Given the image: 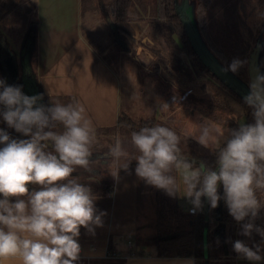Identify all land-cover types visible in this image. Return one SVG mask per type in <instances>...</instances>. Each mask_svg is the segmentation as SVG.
Segmentation results:
<instances>
[{"label":"clouds","instance_id":"9594fccd","mask_svg":"<svg viewBox=\"0 0 264 264\" xmlns=\"http://www.w3.org/2000/svg\"><path fill=\"white\" fill-rule=\"evenodd\" d=\"M247 64L234 59L223 71L237 73ZM40 100L42 96H28L21 86L0 80V117L26 137L12 138L0 129V262L76 264L81 228L92 233L103 226L105 215L96 207L91 177L85 183L74 175L77 169L92 172L96 129L79 102L45 106ZM244 103L252 109L253 123H241L226 133L207 119L198 126L194 138L206 148L216 147L223 138L215 168L190 163L181 153L177 133L160 124L132 132L131 143L138 155L129 157L119 138L107 155L126 170L135 159L137 177L169 196L180 194L173 172H181L182 196L192 204V214L202 211V198L211 209L223 200L241 224L240 235L251 238L255 232L264 243V228L255 224L264 208L257 196L258 190L264 192V73L258 71L250 81ZM232 247L253 264L264 260L261 244L250 247L236 240ZM181 264H195V260L187 258Z\"/></svg>","mask_w":264,"mask_h":264},{"label":"trees","instance_id":"16d2710c","mask_svg":"<svg viewBox=\"0 0 264 264\" xmlns=\"http://www.w3.org/2000/svg\"><path fill=\"white\" fill-rule=\"evenodd\" d=\"M183 0H157L156 14L154 17L145 18L140 9L136 8L134 0H112L108 3L100 0L102 14L111 21L112 34L115 42L124 51H129V45L123 36V33L134 35L131 22L135 20H144L146 23L158 32L166 41L169 47L176 48L184 53L187 59L178 58L174 63L175 70L192 79L195 77H206L210 82L212 89L211 96H198L190 91L182 90L177 86H173L162 74L161 65L158 60H154L148 66H144L148 72L153 74L159 81L163 83L169 82L173 88L181 93V98H186L194 106L198 107L205 115L210 116L217 122L226 124L230 128H238L240 123L232 120L230 115H236L238 118L245 116L244 123H253L254 118L252 109L244 103V97L247 94L240 92L218 74L201 58L195 49L189 33L185 27V23L180 12V4ZM195 4V17L199 33L206 46L212 52L214 57L226 68L234 59L247 60L246 67L240 68L237 73H233L245 85L249 86L251 81L250 75V57L248 48L241 37L237 28L226 18V25L221 28L222 34L225 29L226 36L221 39L226 42L224 46L218 45L212 38L211 33L214 28L213 19L215 7L220 3L226 12L236 2L240 0H193ZM23 0H0V80L6 82L7 85L21 86L24 94L28 96L40 95L42 100L39 103L45 106H51L55 103L54 98L49 96L41 87L37 71V20L30 21L28 28L22 34H19L17 43L18 49H14L9 42L6 33L2 29V22L6 16L11 13L17 5ZM220 28V29H221ZM264 28V22L262 29ZM259 33L256 38H258ZM254 39V40H255ZM156 55L161 56V51L153 49ZM12 63L14 72L8 67V63ZM220 79V80H218ZM161 82V83H162ZM160 124L174 130L180 137L181 153L187 157L190 163L196 166L204 164L207 167L215 168L216 150L223 143L213 149H204L199 142L190 136L181 135L175 128H172L164 120L159 119L155 114L146 118L135 120L128 112L121 109L118 123L113 128H101L98 132L118 129L126 134L125 143H131V134L139 131L142 127ZM0 129H4L12 138L24 139L22 134L17 133L14 129L9 128L6 122L0 117ZM57 131L60 129L57 128ZM3 145H0L2 147ZM128 147V146H127ZM129 150H133L138 155L134 146H129ZM93 155L90 158L92 168L91 173L83 172L77 169V178L82 182L89 183L95 195H104L114 191V174L103 176L105 172L104 164L110 161L111 157L107 155L109 150L99 148L96 141L92 147ZM98 164V166H94ZM29 185L30 191L33 190ZM38 190V189H37ZM222 195V186L219 189ZM257 196L261 203L264 204V192L257 191ZM203 208L196 214L189 212L181 206L176 200L160 199L157 207V232L153 236L147 238L146 242L155 246L156 251L162 256H193L195 264H253L246 259L231 260L229 257L237 256L233 251V242L243 240L246 243L251 240L253 244H259V235L253 232L252 237L248 238L240 235L241 224L237 223L229 214L228 209L223 200L218 207L211 209L206 198H202ZM189 206H192L190 204ZM264 213V208L260 210L255 224L260 226V222ZM248 244V243H247ZM116 250L112 245L109 246L108 257L104 262L111 263L115 259ZM92 261L91 263H93ZM124 260H118L123 264ZM79 263L87 264L88 261L81 259ZM259 264H264L262 261Z\"/></svg>","mask_w":264,"mask_h":264},{"label":"crops","instance_id":"0c3cea01","mask_svg":"<svg viewBox=\"0 0 264 264\" xmlns=\"http://www.w3.org/2000/svg\"><path fill=\"white\" fill-rule=\"evenodd\" d=\"M136 1V6L145 11L141 10L143 16L149 18L151 11L148 4H144L143 0ZM34 2L36 7L31 21L37 20L36 58L42 89L54 98L55 103L82 104L96 131L101 128H113L118 123L123 105L121 76L85 35L82 0H34ZM140 2L143 3L139 7ZM191 2L194 3L193 0ZM109 24L112 26L110 21ZM131 25L135 34L123 33V36L131 46L132 53L141 62L148 66L154 60H158L161 74L174 84L173 86L198 96L211 95L212 89L206 77L194 76L190 79L175 70L174 63L179 57L187 59L184 53L169 47L164 38L146 21L135 20ZM9 42L14 49H18V45L16 46L12 40ZM153 49L160 50L161 56L156 55ZM176 101L169 99V103L164 105L166 109L163 113L157 106L155 115L175 119L177 117L175 108L171 105L176 104ZM176 108L184 111L180 105ZM128 156L133 157L129 153ZM114 163V191L96 195L98 197L96 207L105 213L102 217L103 226L95 227L92 233L81 228L78 238L81 246L79 260H87V264H115L122 259L123 264H181L187 258H194L146 252L149 247L143 243L144 239L157 232V207L160 199L176 200L186 209L190 207L188 198L182 196L185 194L182 189L179 188L180 194L169 196L164 190L148 185L135 174L137 164L135 159L130 161L127 170L119 167L116 160ZM173 175L175 176V171ZM110 245L116 250L117 259L108 263L103 260L108 257ZM79 260L76 264H82ZM92 261L94 262L91 263ZM0 264L20 262L9 260Z\"/></svg>","mask_w":264,"mask_h":264},{"label":"rangeland","instance_id":"374dc122","mask_svg":"<svg viewBox=\"0 0 264 264\" xmlns=\"http://www.w3.org/2000/svg\"><path fill=\"white\" fill-rule=\"evenodd\" d=\"M104 1L108 3L112 2V0ZM143 1H145L144 4H148L149 11H151L150 17H148H154L156 14L157 0ZM82 2L84 33L99 50L101 55L113 66L115 70H117L121 76L123 101L122 109L128 112L129 115H131L135 120L146 118L155 114L157 106H159L158 109L163 113L166 109L164 105H166L170 99L177 100L176 104L171 106L175 108V111H173L179 119L175 117V119L172 118V120H170L167 116H161L158 118L164 120L172 128H175L181 135L183 134L194 138V136L199 134L198 126L206 119L209 120V122L216 128L220 129L221 133H226L227 129H232L230 126L217 122L210 116L205 115L198 107L187 101L186 98L182 99L180 95L181 93H179L176 88L172 87V83H163L162 81H159L153 74L148 72L146 68H143V66H141V63L143 62H141L137 56L132 53V48L129 43V51H124L121 47H119L115 42L108 18L102 14L101 7L99 6L100 0H82ZM134 2L136 4L137 1L134 0ZM142 3L143 2L138 3L140 4L139 7ZM35 7L36 4L34 0H23V2L17 5V7L6 16V19L3 20V31L7 33L9 40H12L16 46V39L19 40V34H22L28 28L31 19L33 18V12L35 13ZM136 8L138 7L136 6ZM141 10L144 11V9ZM214 18V28L211 33L213 40L220 46L225 45L226 42L221 39V37L226 36L225 29L222 34L220 33V35L219 32H222L223 28L221 27L226 25V18H228L240 33L249 53L252 54V52L255 51V48L257 49L255 64L258 67L259 72L264 73V28L262 29L264 22V0H240L226 12L224 11L223 6L219 3L214 10ZM258 33V38L255 39ZM7 65L12 72L14 68L12 63L10 62ZM144 66L147 65L144 64ZM208 83L210 84V82ZM238 90L240 91V89ZM178 105H180L184 111H179V108H176ZM230 118L240 124L245 122L244 115L241 118H238L236 115H230ZM117 138L120 139L122 147L127 153L131 154L133 157L137 155L133 150H129L132 149V147L129 148V146L132 145L127 143V141L125 143L124 139L126 138V134H123L118 129H111L108 131L102 130L101 132L96 131V141L99 143L100 149L109 150L112 146H114ZM222 143L223 138L221 137L218 140L216 147L220 146ZM201 147L204 149L216 148H206L203 145H201ZM114 162L115 159H110V161H107L104 164V177L115 174ZM94 166L97 167L98 164H95ZM175 178L178 180V187L185 193V186L181 188V184L183 183L182 173L175 171ZM260 227L264 228V213L260 222ZM146 240L147 238L143 241V243L149 247L146 252H157L154 246L151 243H147ZM247 243L250 247L252 246L251 240ZM258 243L261 244V255L264 256V243H262L260 236L258 238ZM227 259L241 260L243 258L237 255ZM262 262L264 263V260H262Z\"/></svg>","mask_w":264,"mask_h":264},{"label":"water","instance_id":"95a60500","mask_svg":"<svg viewBox=\"0 0 264 264\" xmlns=\"http://www.w3.org/2000/svg\"><path fill=\"white\" fill-rule=\"evenodd\" d=\"M180 12L182 14L185 27L189 33L190 39L197 50L201 58L211 67V69L218 74L224 81L233 86L234 88L240 89L241 92L249 93V86L245 85L239 78H237L230 71H223L226 67L222 65L212 54L209 48L203 41L199 29L197 27V21L195 17V4L191 0H183L180 4ZM110 21V20H109ZM111 22V21H110ZM256 48L252 52L250 57V75L251 80L257 75L258 67L256 66ZM13 65V64H12ZM14 72V68L12 70ZM260 73V72H259Z\"/></svg>","mask_w":264,"mask_h":264},{"label":"built area","instance_id":"2783aa9c","mask_svg":"<svg viewBox=\"0 0 264 264\" xmlns=\"http://www.w3.org/2000/svg\"><path fill=\"white\" fill-rule=\"evenodd\" d=\"M192 207H193V206H190V207H189V212H190V213H191L190 209H191Z\"/></svg>","mask_w":264,"mask_h":264},{"label":"flooded vegetation","instance_id":"af4514ba","mask_svg":"<svg viewBox=\"0 0 264 264\" xmlns=\"http://www.w3.org/2000/svg\"><path fill=\"white\" fill-rule=\"evenodd\" d=\"M244 93V92H243ZM245 94H248L247 92H245Z\"/></svg>","mask_w":264,"mask_h":264}]
</instances>
